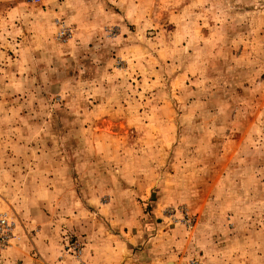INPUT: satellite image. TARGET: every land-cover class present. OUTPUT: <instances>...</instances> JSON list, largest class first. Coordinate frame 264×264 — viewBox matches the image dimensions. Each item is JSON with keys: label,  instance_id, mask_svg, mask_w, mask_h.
I'll use <instances>...</instances> for the list:
<instances>
[{"label": "rangeland", "instance_id": "1", "mask_svg": "<svg viewBox=\"0 0 264 264\" xmlns=\"http://www.w3.org/2000/svg\"><path fill=\"white\" fill-rule=\"evenodd\" d=\"M0 218V264H264V0H0Z\"/></svg>", "mask_w": 264, "mask_h": 264}, {"label": "built area", "instance_id": "2", "mask_svg": "<svg viewBox=\"0 0 264 264\" xmlns=\"http://www.w3.org/2000/svg\"><path fill=\"white\" fill-rule=\"evenodd\" d=\"M8 229V224L7 222L3 219L0 218V239L2 242H6V239L8 237L7 235V230ZM188 264H197V261H190Z\"/></svg>", "mask_w": 264, "mask_h": 264}, {"label": "crops", "instance_id": "3", "mask_svg": "<svg viewBox=\"0 0 264 264\" xmlns=\"http://www.w3.org/2000/svg\"><path fill=\"white\" fill-rule=\"evenodd\" d=\"M147 251V250H146ZM147 255V257H150V254L148 253V254H146ZM151 258H152V256H151ZM148 263H149V261H148Z\"/></svg>", "mask_w": 264, "mask_h": 264}]
</instances>
